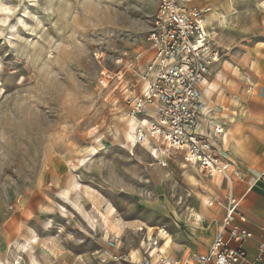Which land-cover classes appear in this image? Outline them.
Returning <instances> with one entry per match:
<instances>
[{
    "label": "rangeland",
    "instance_id": "1",
    "mask_svg": "<svg viewBox=\"0 0 264 264\" xmlns=\"http://www.w3.org/2000/svg\"><path fill=\"white\" fill-rule=\"evenodd\" d=\"M217 2L225 0L192 4L203 10ZM257 4L233 0L213 22L226 65L263 40L264 1ZM50 6L37 0L10 33L0 24V264H99L97 252L112 237L135 255L140 226L169 234L163 251L172 241L190 245L189 226L192 244L204 242L202 198L210 199L199 180L208 175L175 152L161 166L134 144L127 116L156 0ZM104 70H122L121 83L98 85Z\"/></svg>",
    "mask_w": 264,
    "mask_h": 264
},
{
    "label": "built area",
    "instance_id": "2",
    "mask_svg": "<svg viewBox=\"0 0 264 264\" xmlns=\"http://www.w3.org/2000/svg\"><path fill=\"white\" fill-rule=\"evenodd\" d=\"M193 0H156L150 26L146 34L148 56L138 74L137 94L129 95L126 102L129 115L140 120L134 132V144L148 146L161 166L167 164L173 152L209 176L220 174L227 187L224 215L208 247L191 257L180 260L163 254L165 240L162 228L148 233L142 226L139 242L140 256H132L119 248L117 237L107 240L97 252L99 264H255L247 259L242 243L252 232L239 224L240 197L232 193V177L227 174L230 160L221 152L217 137H224V127L210 119L211 110L205 111L200 85L210 66L222 55L220 45L211 39L209 26L203 21L207 11L193 6ZM142 58V57H140ZM122 70H104L97 84L106 87L112 81H122ZM151 104L153 108L146 109ZM152 146L161 147L158 155ZM164 148V149H162ZM262 177V176H261ZM242 180V175H237ZM213 200L207 203L211 206ZM165 231V230H164ZM230 241L236 245L232 246ZM115 250H117L115 252ZM264 258V241L257 243L256 260Z\"/></svg>",
    "mask_w": 264,
    "mask_h": 264
},
{
    "label": "crops",
    "instance_id": "3",
    "mask_svg": "<svg viewBox=\"0 0 264 264\" xmlns=\"http://www.w3.org/2000/svg\"><path fill=\"white\" fill-rule=\"evenodd\" d=\"M257 1L260 0H248V3L257 7ZM247 47H251L248 50L251 58L246 54L249 58L244 60L242 56L248 51L244 52L239 61L230 64L234 70L226 65V59H222L229 54L224 52L210 66L200 90L203 103L211 109L210 116L224 127L223 139L219 136L215 140L221 152L231 161L232 193L240 197L243 216L238 222L252 232V237L242 243V248L249 261L264 264V258L256 260L257 243L264 241V35L263 40ZM205 94L209 95L207 100H203ZM238 174L242 175V180L237 179ZM199 182L203 185L200 195L213 200V204L202 212L206 239L202 243L192 244L189 226L185 240L190 245L172 241L167 250H162L171 259H182L191 248L198 252L207 250L224 215L227 187L223 178L208 175ZM230 244L236 245L232 241ZM131 256L136 260L140 256V249Z\"/></svg>",
    "mask_w": 264,
    "mask_h": 264
},
{
    "label": "bare ground",
    "instance_id": "4",
    "mask_svg": "<svg viewBox=\"0 0 264 264\" xmlns=\"http://www.w3.org/2000/svg\"><path fill=\"white\" fill-rule=\"evenodd\" d=\"M232 1L233 0H225V2H217L214 4L213 8H211L210 6H206L207 11H205V12H208V13L203 12L202 18H203V21L209 26V32L211 35L216 34L215 28L213 27V22L215 21L218 23V21L220 20V16H222L223 12L226 13L229 10H231V7L233 6V5L231 6ZM36 2H37V0H0V24L3 25L5 23H8V28H9V33H10L12 30H14L17 27V25H19L20 21H23L24 15L29 12L32 5L35 4ZM44 3L46 5L50 6V5H53L54 0H44ZM44 8H45V6H44ZM199 8L201 9V7H199ZM14 13H17V15L18 14L19 15L17 17H13L12 20L9 21L10 16L14 15ZM209 15H212V16L215 15V16H214V18L213 17L209 18L208 17ZM207 110H211V109L207 108V106H205V111H207ZM127 116H129L131 118L133 117V119H131V121L135 120V125H136L135 130H136L140 120H138L136 117L134 119V116H132V115H127ZM210 119L212 121H216L213 116L212 117L210 116ZM129 123H130V121H126L125 124L128 125ZM134 132H133V136H134ZM151 149H154L155 155H158V153L161 152V147L152 146ZM231 172H232V165L229 164L228 169H227V174L231 176ZM214 176L221 177L220 174H216ZM202 199L204 200V204L209 203V201L207 199H205V198H202ZM195 216H196V220L201 219V216L199 214H195ZM168 237H169V234L167 232H165V238H168Z\"/></svg>",
    "mask_w": 264,
    "mask_h": 264
}]
</instances>
